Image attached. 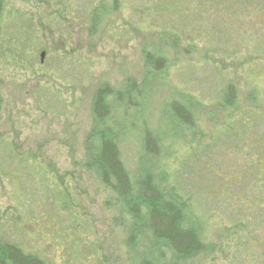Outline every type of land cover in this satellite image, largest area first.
Wrapping results in <instances>:
<instances>
[{"label": "rangeland", "instance_id": "rangeland-1", "mask_svg": "<svg viewBox=\"0 0 264 264\" xmlns=\"http://www.w3.org/2000/svg\"><path fill=\"white\" fill-rule=\"evenodd\" d=\"M4 1L10 15L6 22L17 23L18 20L24 25L22 37L28 35L33 39L32 44L42 45L47 50L43 52V65L30 64L24 58L13 60L0 44V142L4 146L0 154V162L4 161L0 164V240L15 238L19 230L22 236L18 240L23 249L41 255L49 264H126L121 231L115 226L114 213L106 204L110 194L86 168L84 142L91 128V108L97 91L105 84L119 89L128 80L141 82L144 69L142 51L159 43L158 33L170 27L171 19L165 10H154L156 6L160 7L162 0H120L118 9L114 13H105L98 33L91 35L88 13L104 0ZM105 5L112 7L113 0H105ZM164 6L169 13L173 10L169 3ZM207 21L203 20L202 26L206 27ZM188 26L186 31L192 33L196 30ZM202 46L203 43L199 44L200 50ZM25 47L29 48V45ZM170 52L172 59L177 54L179 66L171 71L165 85L155 87L152 100L156 108H152L154 113L150 116L155 121L147 127L149 130L159 127L167 130L169 123L159 115V107L168 100L199 101L200 106H194L200 128L198 139L189 144L192 140L187 142L182 136L178 144H170L176 145L180 162L185 154L183 150H187L186 144L206 147L201 166L210 164L216 171L221 168L227 174L226 168L235 166L238 158L233 142L225 141L224 145L210 147L212 135L218 139L225 135L220 126H224L229 114L236 115V111L221 110L217 105L226 81L233 82L241 92L243 103L239 109L246 120L250 114H245V109L251 114L260 110V117H264V109L249 104L250 92L246 88L244 71L237 76L224 75L229 61L218 55L208 61L197 51L186 58ZM59 57L63 61L58 63L56 59ZM262 71L253 69L248 76L263 88H258L261 93L264 92ZM131 112L135 113L134 110ZM239 118L237 116L235 120ZM140 126L144 129L143 125ZM258 129L263 130V125H258ZM10 146L16 150L17 158L12 156ZM261 149L264 152V146ZM121 150L127 166L133 168L136 147L125 143ZM32 157H36L34 167L38 168L35 172L38 177L35 178L33 165L28 162ZM51 170L54 172L48 176ZM56 171L80 201L76 211L78 230L83 239L80 253L61 250L65 241L55 227L54 219L40 216L45 212L53 214L51 203L44 200L46 196L42 189L54 182L52 178L55 179ZM208 178L206 175L197 182L205 187L199 199L209 206L206 217L210 218L208 230L214 252L186 264H243L245 261L252 264L256 258L264 261V255L255 251L261 247L256 237L262 238L259 230L264 226L256 219L259 210L247 211L246 218L253 223L248 231L244 232L242 228L240 233L248 248L246 252L235 254L232 261L234 249L230 248L232 242L229 238L236 222H230L224 212L229 209L239 217L242 207L236 201L221 200L210 193L213 189ZM232 192L242 195L245 191ZM29 210L38 217L34 223L25 218L28 216L24 213L28 214ZM63 220L68 224L66 217ZM254 226L257 228L248 241ZM50 240L55 241V245ZM146 260L162 264L156 256Z\"/></svg>", "mask_w": 264, "mask_h": 264}, {"label": "trees", "instance_id": "trees-1", "mask_svg": "<svg viewBox=\"0 0 264 264\" xmlns=\"http://www.w3.org/2000/svg\"><path fill=\"white\" fill-rule=\"evenodd\" d=\"M119 1L113 0L112 7H107L104 0L88 13L91 35L98 33L106 14L118 9ZM166 3L173 6L170 13L164 6ZM154 10H165L171 19L170 27L158 33L159 43L143 49L141 82L128 80L119 89L105 84L97 91L91 108V128L83 148L85 166L110 194L106 204L114 213L115 226L121 231L126 264H154L152 260H146L151 256H156L162 264H186L214 252L208 230L209 206L199 199L205 187L197 182L206 175L212 183L210 193L221 200L236 201L242 207L239 217L229 209L224 212V217L237 223L231 228L229 238L232 242L230 248L234 249L233 261L235 254L246 252L248 248L240 233V230L248 231L253 223L246 218L247 211L259 210L256 219L264 225V152L261 149L264 129H258L260 124L264 127V117L258 116L260 110L251 114L245 109L244 113L250 114L246 120L239 109L243 103L241 92L233 82L226 81L217 105L221 110L236 111V115L229 114L224 126H220L225 135L221 139L212 135L210 147L224 145L225 141L233 142L238 158L235 166L226 168L227 174L221 168L216 171L210 164L202 165L205 169L202 168V154L206 147H189L200 134L194 108L200 106L199 101L170 99L159 107V115L169 123L167 130L164 131L163 127L149 130L147 125L155 121L150 119L154 113L152 108H156L152 100L155 87L167 83L171 71L179 66L177 54L172 59L170 51L184 58L197 51L208 61L215 59V55L229 61L224 75L237 76L244 71L246 88L250 92L249 104L264 109V92L258 91L263 88L248 77L253 69L264 72V0H162L160 7L156 6ZM9 16L5 1L0 0L2 50H7L13 60L24 58L27 63L43 65L41 54L46 52V47L32 44L33 39L28 35L23 38L24 25L18 20L17 23L6 22ZM203 20H208L206 27L202 26ZM188 25L196 30L192 33L186 31ZM61 61L60 57L56 59L58 63ZM1 108L0 97V112ZM133 110L135 113L131 112ZM237 116L240 118L235 120ZM182 136L187 142L192 141L186 144L187 150H183L185 154L180 162L176 145L170 142L178 144ZM125 143H131L137 149L133 168H129L123 159L121 146ZM10 147L12 156L17 158L16 150ZM2 151L4 146L0 142V154ZM28 162L33 165V177H38L35 173L38 168L34 167L36 157L29 158ZM3 163L1 160L0 164ZM53 172L51 170L48 176ZM52 180L54 182L44 185L42 191L46 196L44 200L51 203L53 214L45 212L40 216L54 219L55 227L68 243L63 242L61 250L80 253L83 239L76 218L80 201L60 175ZM241 189L245 191L242 195L232 192ZM27 212L24 213L28 216L26 220L29 218L34 223L38 217L30 210ZM63 217L67 218L68 224ZM256 228L253 227L248 241ZM259 231L262 238H256L261 247L255 251L264 255V226ZM21 236L18 230L15 238L0 240V264H49L41 255L26 252L18 240ZM50 243L55 245V241L50 240ZM240 248L242 250L238 251ZM255 261L252 264H264L263 260L257 261L256 258Z\"/></svg>", "mask_w": 264, "mask_h": 264}, {"label": "water", "instance_id": "water-1", "mask_svg": "<svg viewBox=\"0 0 264 264\" xmlns=\"http://www.w3.org/2000/svg\"><path fill=\"white\" fill-rule=\"evenodd\" d=\"M44 57H45V54L42 53V54H41V63H43V61H44Z\"/></svg>", "mask_w": 264, "mask_h": 264}]
</instances>
